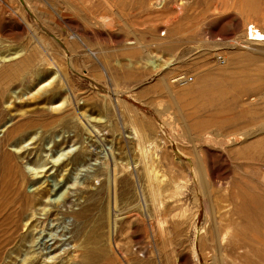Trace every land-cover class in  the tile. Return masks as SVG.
<instances>
[{
    "label": "rangeland",
    "instance_id": "374dc122",
    "mask_svg": "<svg viewBox=\"0 0 264 264\" xmlns=\"http://www.w3.org/2000/svg\"><path fill=\"white\" fill-rule=\"evenodd\" d=\"M248 21L264 27V0H0V138L69 104L81 129L6 145L36 198L22 228L36 226L0 263L71 264L78 245L62 211L88 198L106 218L80 264H212L215 204L229 195L236 263L264 264V44L246 42ZM194 127H210V140Z\"/></svg>",
    "mask_w": 264,
    "mask_h": 264
},
{
    "label": "bare ground",
    "instance_id": "6f19581e",
    "mask_svg": "<svg viewBox=\"0 0 264 264\" xmlns=\"http://www.w3.org/2000/svg\"><path fill=\"white\" fill-rule=\"evenodd\" d=\"M251 1L253 2V0H247V2L250 3ZM245 29L246 42H261L264 44V27H259L253 22L248 21ZM6 57H3L1 60L7 61L9 59H13L14 57L16 58V56L9 58ZM8 65L14 64L9 63ZM55 93L56 91H51L48 94L45 92L43 99L48 100L54 96ZM73 110L72 105L69 104L64 110V113L66 114H63L60 118L47 120L37 119L36 117L12 122L5 128L4 134L0 138V262H3V260L6 259L5 257L10 258L9 260H11L13 257L10 255L13 252L20 254L21 251H25L26 242H34L32 231L33 227L36 226V224H33L31 225L32 229L22 228L24 225V219H26L29 215L30 217H33L35 214L34 205L36 198L25 188L28 179L21 162L18 160L19 156L17 155L16 157V154L6 148V145H16L17 142L23 138V136H25L28 132H31L33 129L49 131L56 126H60L61 128L74 127V136H78L81 129L75 126L70 118H66V115L71 113V111L73 112ZM194 128L195 130L200 131V133H195V136L200 137L204 135L203 138L205 141L210 140V134L213 133L212 130H210V127L206 130L198 127ZM231 140L236 142L239 138L234 136ZM59 144H61V142H54L52 146L58 147ZM80 155L81 154L79 153L78 156L80 157ZM31 162L35 166H43L45 164L41 163L39 159H34L32 161L29 160L27 163L31 164ZM105 169L106 168L98 170V175H106ZM145 173L147 176L148 186L150 188L151 202L153 201L152 204L154 205L156 202V198H154V190H152L154 178L147 168L145 169ZM197 183L201 190L206 189V179L204 177L198 176ZM101 184H103L102 181ZM102 187H100V189ZM47 191L49 192L48 189H43L40 194L46 193ZM88 201L89 199L85 198L76 210L70 209L69 211H62V214H68L72 218L70 228L68 230V233L70 234L69 238L73 241V246L78 245V247L74 250V254L69 258L71 264H80L81 261H84L85 258L89 257L88 254L91 250L89 243L94 242L93 234L95 233V229H102L105 224L104 219L106 218V211L103 204L101 203L97 206L99 211L97 213H99V215L97 217H93V214L91 215L90 212L96 204L92 201ZM235 210V204L229 199V195L221 198L215 204V218L212 229L208 234V241L210 242L213 251L211 258L212 264H237L235 251L237 249L238 237L235 231ZM28 211L32 213L28 214ZM41 211L44 212L43 215H45V217L48 216V211H45L43 208ZM96 245L94 247H96ZM24 262H26V264L33 263L30 256H26V254L21 260V263Z\"/></svg>",
    "mask_w": 264,
    "mask_h": 264
},
{
    "label": "built area",
    "instance_id": "2783aa9c",
    "mask_svg": "<svg viewBox=\"0 0 264 264\" xmlns=\"http://www.w3.org/2000/svg\"><path fill=\"white\" fill-rule=\"evenodd\" d=\"M219 59L222 60L223 62V58L220 57ZM174 82H177V83H180V84H185V83H189V81H192V78L191 77H187L183 74H180V75H176L174 78H173Z\"/></svg>",
    "mask_w": 264,
    "mask_h": 264
}]
</instances>
